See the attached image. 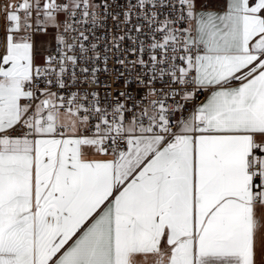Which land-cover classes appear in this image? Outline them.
<instances>
[{
	"label": "snow or ice",
	"instance_id": "1",
	"mask_svg": "<svg viewBox=\"0 0 264 264\" xmlns=\"http://www.w3.org/2000/svg\"><path fill=\"white\" fill-rule=\"evenodd\" d=\"M0 264H264V0H0Z\"/></svg>",
	"mask_w": 264,
	"mask_h": 264
},
{
	"label": "built area",
	"instance_id": "2",
	"mask_svg": "<svg viewBox=\"0 0 264 264\" xmlns=\"http://www.w3.org/2000/svg\"><path fill=\"white\" fill-rule=\"evenodd\" d=\"M203 99V97H201V100Z\"/></svg>",
	"mask_w": 264,
	"mask_h": 264
}]
</instances>
